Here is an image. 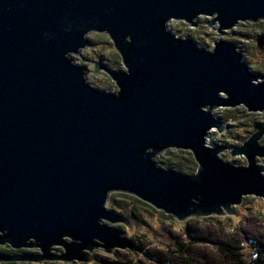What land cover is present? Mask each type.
<instances>
[{
    "label": "water",
    "instance_id": "1",
    "mask_svg": "<svg viewBox=\"0 0 264 264\" xmlns=\"http://www.w3.org/2000/svg\"><path fill=\"white\" fill-rule=\"evenodd\" d=\"M199 16L223 35L264 20V0H0V246L39 251L0 262L86 263L98 249L133 248L108 224H131L107 209L113 192L180 222L264 200V126L229 149L246 165L208 140L229 125L215 109L264 111V74L233 42L208 50L168 29L171 20L196 27ZM90 33L107 34L120 56L122 69L94 66L115 92L91 86L74 61ZM256 43L264 48V36ZM170 149L189 151L196 171L161 167Z\"/></svg>",
    "mask_w": 264,
    "mask_h": 264
},
{
    "label": "rangeland",
    "instance_id": "2",
    "mask_svg": "<svg viewBox=\"0 0 264 264\" xmlns=\"http://www.w3.org/2000/svg\"><path fill=\"white\" fill-rule=\"evenodd\" d=\"M212 20V17L199 16L197 18V24L195 26H190L189 23L180 20H171L168 22V29L176 36H181L183 38L192 39L199 47L211 50L213 48L214 42L217 40H225L227 42H233L237 45V49L242 53L244 61L248 64L251 71L256 73L264 74V48L260 49L257 46L256 39L258 36H264V20L257 22H238L231 29L226 30L223 35L217 32L218 24L208 26V22ZM90 45L88 48L83 49L80 54L73 55L75 63L85 65L88 67L89 72L86 75L87 82L99 89L100 91L115 92L117 91V86L110 78V76L103 70H99L97 73L94 71V66L96 63H100L106 68H123L121 59L117 51L115 50L110 37L104 33H90L89 36ZM228 110H233L239 115V119L235 121L225 122L227 127L221 133L216 130H211L209 132L208 140L213 139L215 142L224 144L228 147L227 150L219 154L220 158L223 160L235 164V165H246L247 161L245 157L231 156L229 149L233 146L241 145L252 132H254L259 126H264V111L263 112H248L243 106H239L233 109L229 108H217L213 111V114L217 118H222V116ZM222 120V119H221ZM260 144L264 147V137L260 140ZM189 152V151H187ZM167 153V152H165ZM164 154V153H163ZM161 154V155H163ZM161 155L157 156L156 160L160 164ZM259 167L264 173V158H258L257 160ZM197 165V164H196ZM165 168V167H163ZM176 170V169H175ZM180 171V170H177ZM196 171V170H195ZM193 171L192 173H194ZM182 172V171H181ZM118 192H113L109 196V202L112 195ZM109 202L107 204V209L111 210L109 207ZM113 211V210H111ZM116 212V211H114ZM232 214H228L224 211L223 215L216 216L211 215L208 217H213V219L203 220L207 217H191L190 219L180 222L173 219L178 224L171 222L166 219H159L158 217H150L148 214H144L145 221L131 220V218L123 213L116 212L117 214L124 215L130 220V227L124 223H108L114 228H118L123 233L130 237L134 241V247L131 249H113L111 253L105 252L102 249L95 250L92 253V260L86 263L79 264H102L100 263L101 258L109 259H123L127 256L129 258H144L141 254V250L135 247V243L148 242L145 244L144 249L150 248H167V243L173 242V236H181L187 234L186 223L193 218H197L199 221H193L192 226L199 225L204 230L210 229L211 232L216 233L217 231L228 230L229 228L236 226H244L245 228L261 229L262 220L264 217V200L255 196H245L242 202L233 206L230 209ZM150 217V218H147ZM143 224L141 226V223ZM264 228V227H263ZM137 229V231L135 230ZM130 230H133L132 232ZM147 231L148 237L141 238L138 231ZM173 232L175 234H173ZM194 233L190 231L189 235ZM4 247V246H0ZM205 247V246H204ZM29 251L28 253H38L37 249H25ZM250 253L252 249L247 248L245 250ZM55 253H59L60 249L55 248ZM27 253V252H23ZM20 253V254H23ZM128 253V254H127ZM18 255V254H17ZM153 260V259H151ZM151 260H145L149 264H160ZM1 263H16V264H76L78 262H62L57 260L51 261H14V262H0Z\"/></svg>",
    "mask_w": 264,
    "mask_h": 264
},
{
    "label": "trees",
    "instance_id": "3",
    "mask_svg": "<svg viewBox=\"0 0 264 264\" xmlns=\"http://www.w3.org/2000/svg\"><path fill=\"white\" fill-rule=\"evenodd\" d=\"M221 119L230 123L229 121L239 119V115L233 110H228ZM166 152L161 155L159 161L163 167L180 170L187 174H191L196 170L197 165L190 152L175 149H170ZM109 207L113 211L129 216L132 221L139 220L143 222L146 219L144 214H148L150 217L163 218L178 224L171 215H166L135 196L125 193L112 195ZM262 216L264 217V214ZM209 219H213V217H207L203 220ZM193 221L199 220L193 218L188 221L186 223L187 234L178 237L173 236L174 240L167 243V248L148 247L144 249L145 244L148 242L143 241L139 244L135 243V247L142 251L141 254H143L144 258H129L127 255L123 259L101 258L100 263L149 264L145 260L153 259L151 261H157L160 264H264V220H262L261 229L236 226L228 230L217 231L216 233L211 232L210 229L204 230L199 225L192 226ZM145 222L149 221L146 220ZM135 230L137 231V229ZM130 231L132 232L133 230ZM190 231L194 233L189 235ZM138 233L142 236V239L148 237L147 231L142 230L138 231ZM173 234L175 233L173 232ZM247 248L252 249V251L247 253L245 251ZM23 252L28 253L29 251L14 250L8 245L0 247V254L2 255H17Z\"/></svg>",
    "mask_w": 264,
    "mask_h": 264
},
{
    "label": "bare ground",
    "instance_id": "4",
    "mask_svg": "<svg viewBox=\"0 0 264 264\" xmlns=\"http://www.w3.org/2000/svg\"><path fill=\"white\" fill-rule=\"evenodd\" d=\"M230 109V108H229Z\"/></svg>",
    "mask_w": 264,
    "mask_h": 264
}]
</instances>
